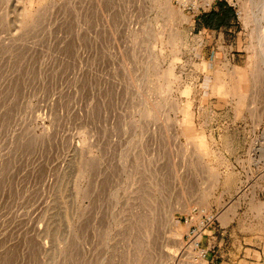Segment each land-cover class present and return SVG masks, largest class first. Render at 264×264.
Wrapping results in <instances>:
<instances>
[{
	"label": "rangeland",
	"instance_id": "obj_1",
	"mask_svg": "<svg viewBox=\"0 0 264 264\" xmlns=\"http://www.w3.org/2000/svg\"><path fill=\"white\" fill-rule=\"evenodd\" d=\"M253 9L0 0V264H264Z\"/></svg>",
	"mask_w": 264,
	"mask_h": 264
},
{
	"label": "bare ground",
	"instance_id": "obj_2",
	"mask_svg": "<svg viewBox=\"0 0 264 264\" xmlns=\"http://www.w3.org/2000/svg\"><path fill=\"white\" fill-rule=\"evenodd\" d=\"M251 1V3H252V7H254V9L256 8V10H252L251 11V18L252 19H254L255 20V22L257 21V23L259 22V20H260V18L261 17H259V20H256L257 18V14L259 13L258 12V10H261V12H263V16H262V19H264V0H259V1H257V0H250ZM256 11L258 12V13H256ZM253 20V21H254ZM263 22H264V20H262ZM199 240H200V235H198L197 237H196V240H195V242H194V244H193V248L195 249L197 246H198V244H199ZM203 258H204V254H202L200 257H199V259L201 260V261H203Z\"/></svg>",
	"mask_w": 264,
	"mask_h": 264
}]
</instances>
